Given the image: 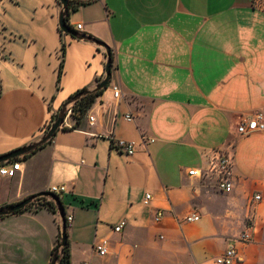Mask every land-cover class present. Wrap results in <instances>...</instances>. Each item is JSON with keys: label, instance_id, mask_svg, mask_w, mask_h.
Wrapping results in <instances>:
<instances>
[{"label": "crops", "instance_id": "1", "mask_svg": "<svg viewBox=\"0 0 264 264\" xmlns=\"http://www.w3.org/2000/svg\"><path fill=\"white\" fill-rule=\"evenodd\" d=\"M69 1L83 4L66 23L95 41L60 30L58 0H0V155L40 140L70 95L103 79L100 44L112 57L81 124L63 129L66 115L47 145L19 157L15 177H0V209L64 186L71 264H216L230 247L233 264H264V134L237 132L264 114V0ZM141 136L153 141L140 146ZM110 137L137 151L111 150ZM219 152L232 157L230 193L189 175ZM61 227L44 206L0 217V264H49Z\"/></svg>", "mask_w": 264, "mask_h": 264}, {"label": "built area", "instance_id": "2", "mask_svg": "<svg viewBox=\"0 0 264 264\" xmlns=\"http://www.w3.org/2000/svg\"><path fill=\"white\" fill-rule=\"evenodd\" d=\"M78 31L81 30V26L78 25L76 28ZM2 39H4L2 37ZM3 41V40H2ZM4 46L3 43H0V56H4ZM113 91V96L115 99H120L121 94L117 86H111ZM70 114V110H68L67 115ZM124 118L127 121H132V116L125 115ZM89 123L94 121V116L88 117ZM237 132L239 135L247 136L251 134H264V114L256 113L252 117H243L239 124L237 125ZM153 140L147 139L141 136L140 146H147ZM110 145L111 150L116 151L120 154H124L127 156H132L137 151V145L134 142H127L120 139H114L110 137ZM21 163L19 160L14 161H6L0 164V177L1 178H13L20 170ZM190 176H199V177H208L213 176L215 178L216 188L223 193H230L233 189L232 183V157L228 153H218V156H215L210 162L208 168L203 172L200 170H190ZM50 194H62L65 192L64 186H51L46 191ZM49 198V197H48ZM255 200H259L260 197L255 195L253 197ZM150 200V196L147 195L144 198V203L147 204ZM162 214L157 213L155 216V221H158L161 218ZM66 223L69 225L73 221V217L71 214L65 215ZM199 220V217L196 215L186 216L184 218V222H192ZM125 225V221H121L114 228L113 231L119 233L123 226ZM93 250L99 255L103 256L107 253V244L105 241L95 243L93 245ZM239 261L238 253L235 247H230L225 251V253L215 259L216 264H233Z\"/></svg>", "mask_w": 264, "mask_h": 264}, {"label": "trees", "instance_id": "3", "mask_svg": "<svg viewBox=\"0 0 264 264\" xmlns=\"http://www.w3.org/2000/svg\"><path fill=\"white\" fill-rule=\"evenodd\" d=\"M81 4H83V3L82 2L69 1L68 5L65 9V15L68 14L69 10H74L78 6H80ZM68 27L70 28L71 31L74 32L73 37H76V38L81 37V38L87 39L89 41H95L93 38H91L89 36L83 37V36L79 35L76 31H74L72 29L71 26L68 25ZM98 43L100 44V42H98ZM61 52H62V54L64 53V47L61 48ZM110 62L112 63V57H110ZM61 68H62V61L60 63L59 70H58L57 82L59 81L60 76H61V72H62ZM100 81L101 80H97V84L95 85V87L93 89H89V88L85 87V88H82L80 90H77L72 95H70L69 98L61 105V108L59 109V111L56 114H53V116H52L53 121H55L60 116L64 115V117H65L67 115L68 110H70V116L74 119V123L70 127H67V128L63 127V129H68V130L76 129L81 124V121L83 120L84 116L86 115L88 109L94 103L95 99L98 96H100L103 93V91L105 90V89H97L96 88V86L99 84ZM54 135H55V133L49 139H46L45 141L38 142L33 149H31L30 151H28L27 153L22 155V157L26 158L29 155H32L33 153L38 151L39 149L43 148L45 145H47L52 140ZM18 159H19V157L14 158L10 161H14V160H18ZM53 196H54L55 200L48 198V197H38L35 200H33L30 204H28L24 209L29 208L32 205H37V207H43L44 206V207H47L53 211L57 210V212L59 211L63 216H65L64 207H63V204H62V201H61L59 195L53 194ZM54 203L56 204V207L54 206ZM22 210H19L15 213L21 212ZM1 217H3V216H1ZM64 219H65V217H64ZM67 226H68V224L66 223V220H65L64 228L61 229V231L59 232L58 237H57V241L51 250V259H50L49 264H71L70 263V245H69L68 234H67ZM62 231H64L65 238H66L64 244H61Z\"/></svg>", "mask_w": 264, "mask_h": 264}, {"label": "water", "instance_id": "4", "mask_svg": "<svg viewBox=\"0 0 264 264\" xmlns=\"http://www.w3.org/2000/svg\"><path fill=\"white\" fill-rule=\"evenodd\" d=\"M58 1L62 6V10H61V13L59 15V28L65 34L74 35V32L70 30V28L68 27L66 20H65V16H66L65 15V9L68 5L69 0H58ZM81 39H83V38H81ZM100 45L105 49L107 61L105 63V68H104V77L99 82V84L96 86V88L97 89H106L109 82H110V79H111V71H110L111 70V62H110L111 52L106 46H104L102 44H100ZM64 118H65L64 115L57 118L53 122V124L50 126V128L46 131L45 135L42 138H40V140H38L37 142H33V143H31L25 147L18 148L16 150H13V151L7 153V154L0 155V164L24 155L25 153H27L28 151L33 149L38 142L45 141L46 139H49L58 130V128L63 124ZM38 197H49V198L55 200L53 194H50L48 192H41V193H38L36 195L30 196V197L22 200L19 203L11 205V206L7 207L6 209H0V217L11 215V214H13L19 210L24 209L28 204H30L33 200H35ZM58 213H59V215L61 217V221H62L61 229H63L64 224H65V219H64L65 216H63L59 211H58ZM65 239H66L65 233H64V231H62L61 244H64Z\"/></svg>", "mask_w": 264, "mask_h": 264}]
</instances>
